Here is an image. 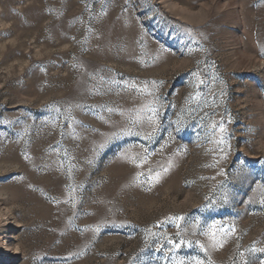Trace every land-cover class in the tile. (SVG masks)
I'll use <instances>...</instances> for the list:
<instances>
[{
	"label": "rangeland",
	"instance_id": "1",
	"mask_svg": "<svg viewBox=\"0 0 264 264\" xmlns=\"http://www.w3.org/2000/svg\"><path fill=\"white\" fill-rule=\"evenodd\" d=\"M197 261L264 264V0H0V264Z\"/></svg>",
	"mask_w": 264,
	"mask_h": 264
},
{
	"label": "snow or ice",
	"instance_id": "2",
	"mask_svg": "<svg viewBox=\"0 0 264 264\" xmlns=\"http://www.w3.org/2000/svg\"><path fill=\"white\" fill-rule=\"evenodd\" d=\"M174 246H175L177 249H179V248L181 247V244H175ZM196 264H201V262H200V261H197Z\"/></svg>",
	"mask_w": 264,
	"mask_h": 264
}]
</instances>
